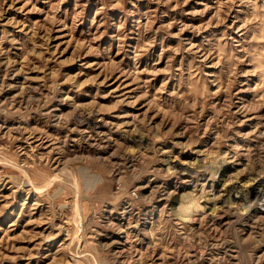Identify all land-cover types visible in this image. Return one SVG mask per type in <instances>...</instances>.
Returning a JSON list of instances; mask_svg holds the SVG:
<instances>
[{"label": "rangeland", "instance_id": "374dc122", "mask_svg": "<svg viewBox=\"0 0 264 264\" xmlns=\"http://www.w3.org/2000/svg\"><path fill=\"white\" fill-rule=\"evenodd\" d=\"M0 264H264V0H0Z\"/></svg>", "mask_w": 264, "mask_h": 264}, {"label": "bare ground", "instance_id": "6f19581e", "mask_svg": "<svg viewBox=\"0 0 264 264\" xmlns=\"http://www.w3.org/2000/svg\"><path fill=\"white\" fill-rule=\"evenodd\" d=\"M240 110H241V109H240ZM251 117H252V116H251ZM257 126H258V125H257ZM196 145H197V144H196ZM200 167H201V166H200ZM197 170H198V169H197ZM207 173H208V172H207ZM202 175H203V174H202ZM212 178H213V177H212ZM228 191H229V190H228ZM229 193H230V192H229ZM245 194H246V195H244L243 197H247L248 194H249V196L252 195L253 197H254V196L256 197V196L258 195V190L255 189V191H251V192H250V189H249L248 191H245ZM174 201H175V199H174ZM227 260H228V259H227Z\"/></svg>", "mask_w": 264, "mask_h": 264}]
</instances>
